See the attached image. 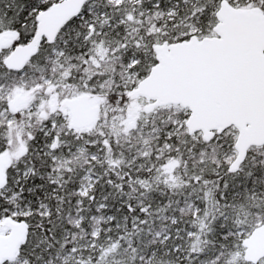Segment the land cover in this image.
<instances>
[{
	"label": "snow or ice",
	"instance_id": "1",
	"mask_svg": "<svg viewBox=\"0 0 264 264\" xmlns=\"http://www.w3.org/2000/svg\"><path fill=\"white\" fill-rule=\"evenodd\" d=\"M0 264H264V0H0Z\"/></svg>",
	"mask_w": 264,
	"mask_h": 264
}]
</instances>
